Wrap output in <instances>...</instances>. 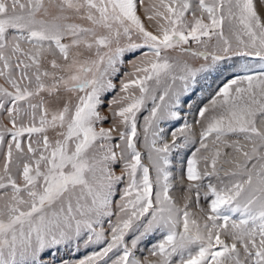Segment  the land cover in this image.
I'll return each instance as SVG.
<instances>
[{
  "label": "snow or ice",
  "instance_id": "6c2138e0",
  "mask_svg": "<svg viewBox=\"0 0 264 264\" xmlns=\"http://www.w3.org/2000/svg\"><path fill=\"white\" fill-rule=\"evenodd\" d=\"M0 264H264V0H0Z\"/></svg>",
  "mask_w": 264,
  "mask_h": 264
},
{
  "label": "rangeland",
  "instance_id": "374dc122",
  "mask_svg": "<svg viewBox=\"0 0 264 264\" xmlns=\"http://www.w3.org/2000/svg\"><path fill=\"white\" fill-rule=\"evenodd\" d=\"M147 2V0H145ZM141 14H142V9H141ZM133 59V57L129 56L128 61L125 62L124 68L127 69L130 67V62ZM203 61H197L194 62V66L198 67L199 63H202ZM230 76V73L228 71H225L223 73L219 71H211L208 73L201 74V77L198 80V83L194 89H190L189 93L185 94L184 96L181 97V107H180V112H181V119L180 120H170L165 123H162L160 127L165 129V135L166 138L171 140V132L180 128L183 123L185 122L184 117H187V122L189 124H192L194 119H195V113L196 110L201 107L203 104H206L209 100V98L214 94V92L222 86V84L226 81V79ZM117 84V91L119 89V80L115 81ZM116 93H112L105 98V107L102 109V112L104 114L109 113V108H108V103L112 99V97ZM150 103L148 107H150ZM148 114L147 109L143 110L140 114H138V131L140 132V143L139 147L143 151L142 147V142H143V117ZM112 126V121L111 118L109 119L108 122H105L103 124V127L109 128ZM194 131L197 133V140H198V131L199 127L195 126ZM117 133H114L116 135ZM195 146H198L195 145ZM190 145L187 148H183L179 151L178 154H174L173 156V162L175 164V170L178 173H182V163L186 162L188 158H190L192 151H194V147ZM145 163H148L147 159L144 161ZM202 167V165H201ZM215 182V180H213ZM207 183V181H205ZM203 191V190H202ZM174 196L179 197L178 192H173L172 193ZM178 203H182L181 200L178 198ZM201 204H205V201L202 199ZM115 218H113L114 221ZM103 228L105 229L107 233V229L109 228V222L108 219L105 218V223L103 224ZM131 233L126 237V240L130 242L131 239ZM163 234L162 233H155L152 237L149 239H146L143 241L140 245L141 251H145L148 247H150L152 244L158 242L160 239H162ZM104 245H90L89 247L85 248L81 246L78 250L73 249L70 254L66 255L64 252L60 253V257L62 259H68L72 262H74L77 259H81L86 255H90L93 251H98L101 247ZM137 255H140V252H137ZM48 257H46L47 259Z\"/></svg>",
  "mask_w": 264,
  "mask_h": 264
}]
</instances>
